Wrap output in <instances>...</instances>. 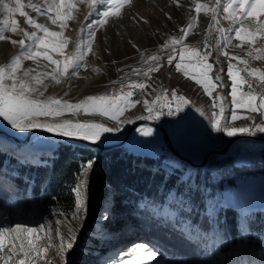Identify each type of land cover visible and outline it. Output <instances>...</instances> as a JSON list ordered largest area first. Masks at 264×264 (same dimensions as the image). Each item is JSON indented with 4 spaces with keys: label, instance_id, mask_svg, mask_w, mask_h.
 <instances>
[{
    "label": "rangeland",
    "instance_id": "374dc122",
    "mask_svg": "<svg viewBox=\"0 0 264 264\" xmlns=\"http://www.w3.org/2000/svg\"><path fill=\"white\" fill-rule=\"evenodd\" d=\"M5 2L11 7L16 6L14 0H5ZM26 2L27 0H25V3ZM133 2L134 0H132L131 5L124 4L121 7L119 10L121 14L119 18L110 14L109 23L96 31L92 49L86 54V63L88 67L81 68L77 76L65 74L61 77L60 83L58 84L50 79H46L44 82L49 86L44 94V97H41L40 99H45L47 97H62L64 100L67 97V101L77 103L86 96L119 97L125 95L129 91L128 85L130 81L143 80L146 85H151V87H146L143 92L138 89H132L133 92H135V90L137 92H135L134 96L130 99L132 101L139 99L140 103L136 104L135 107L127 109L122 115H120L119 119L121 121H125V119L130 118V116L135 112H146L144 110V100H148L151 104L157 95L164 94H168V98L170 99V94L175 91L177 96H183L189 101V103L184 106L183 111L175 116H168L165 114L160 116L159 119L152 120L157 121L165 129L170 131L177 120L182 119L188 123L191 120L190 118H192V111L196 113L202 119L203 130L201 133H198L187 127L186 133L192 136L197 141V144L201 146V153L200 155L198 154V156H192L191 158L187 154H183L178 150L183 156H188L187 158L196 163L201 162L206 152L223 147L230 138L223 133H218L212 130L209 121L212 119L213 112L216 113V118L221 120L223 119V116H228L230 126L234 127H251L254 122H260L264 119L262 110L260 114L255 111L252 112V110H250V112H248L249 110L239 112V110L234 109L230 104V99L228 100L225 94L226 78L228 81L230 80L227 76V66L229 62L234 66V71L242 72V74L246 73L248 75V72L253 69L264 71V59L257 60L253 58L255 55L264 54V40L261 39L259 33H256V40L251 42H249L247 36L248 32H255L258 22H253L251 18L245 20V31L241 32L242 39L233 38L231 44L226 49L229 56L227 58L220 56L219 64L216 67L223 68L224 71L217 72L213 69L211 78H214L215 75H220L222 79L219 83L224 85V87L223 89L221 87L215 88L212 92V97H210L204 92L203 87L197 85V83L194 84L192 79H189L186 75H184V68L190 62L188 60L189 54L196 51V48L205 47V41L209 45L208 50L212 51V55L208 60L210 63L216 60L215 42L218 38V33L215 32V25L213 28H209V25L213 24L211 14L209 13L206 15L205 8L203 7L200 9V12L197 13L196 5L192 2V0H178L179 6H177V2H174V0H141V3H139L138 7L134 9L130 18L125 19L121 23H116V21L124 18L123 15L125 10L131 9ZM197 2L211 7L214 0H197ZM72 3L74 5L72 13L76 19L67 21L69 27L64 29V36L72 38L63 48L65 56L74 51L75 40L77 37L79 36L83 39L87 36L89 31L88 27H84L82 29V26L86 23L85 17L89 15L90 11L87 3H80V0H72ZM37 6L45 5L37 4ZM23 10L36 18L38 22L48 24L50 31H61L59 21L57 24H51L46 17L37 16L36 13L31 12V9L25 7ZM169 17H171V19H169ZM9 19H15L21 27H25L28 31H34V29L24 24L25 18L24 16H21L19 12L9 14L3 6L0 5V21ZM91 19L95 20L98 19V17H92ZM192 19H195L196 24L195 27L189 30L188 24ZM260 19L264 20V16H261ZM77 21H79V23H77ZM145 21H147V23H145ZM220 26L224 28L239 27V25H232L229 21L224 20H221ZM90 27H94V24L90 25ZM181 28H185L190 33L181 42L184 46V61H180L181 44L175 42L184 35L180 32ZM6 35L17 40L24 38L22 35L17 36L10 31L7 32ZM48 39L50 44H59L63 37ZM166 41L168 42V48L162 49L161 46L164 45ZM26 43L30 42L26 41ZM133 45H136L140 52H143L145 56L156 54L158 56L159 63L163 65L159 71L148 74L151 76L150 80L142 73L140 75H131L132 67L141 66L140 54L137 51V48H134ZM9 47L12 49L11 52H9ZM221 47H223V45H221ZM173 49H175V51H173ZM257 49H259L260 52H257ZM41 51H44V49H41ZM19 52L20 48L18 45L13 47L8 40L0 41V65L10 63L13 57L18 55ZM248 52H252L253 56H249ZM49 54L56 59L64 58L62 56H57L53 52H49ZM169 55L174 56L172 65H168L167 63ZM232 56L240 57L248 61V63H240L238 60L231 59ZM195 58L197 57L195 56ZM177 62H180L182 66V69L179 72L175 68V64ZM193 62L195 63V61ZM47 63V61L41 60L40 68H38L37 71H44L45 69L43 66ZM23 65L25 68H36V65L31 60H24ZM189 67L190 66H188V68ZM92 69H99V72H94ZM126 73L128 75H126ZM20 75H22V71ZM89 75H92L94 78L91 84L92 87L85 88L76 98L73 95V92L87 81V76ZM114 81L117 83H113ZM255 83L264 87V82H260L255 79ZM153 89H155V91H153ZM65 93H67V95H65ZM261 94H264V92H260V95ZM217 96L223 98L222 100H217L216 103L217 105L220 103L223 104L225 109L224 114L219 113L218 106L213 107V97ZM178 102L179 101H173V107ZM201 112H203V115H201ZM233 113L239 117L235 121H231L230 119ZM145 115L147 116L148 113L146 112ZM90 116L95 118L96 123L102 122V124L106 126H113V124H115V122L107 116L100 115L99 113H85L84 111L76 112L75 114L72 111H66L62 117L56 118V122H61V120L63 121L65 119L85 122V120L90 118ZM51 120L52 117L40 116L37 118L38 122H49ZM0 129L5 130L8 134L15 136V138L19 140H24L27 133L35 128L20 132L18 129L11 128L7 122H4L2 118H0ZM137 129L146 128L141 125L133 130V132H138ZM149 129H152V135L147 136L153 143V150L151 153H145L144 151L140 152L123 146L120 148L135 152L141 156L156 157L161 154L164 157L162 161V167L164 169L168 171L172 168L181 170V172H183L182 179L184 181H188V177L191 176L190 183L191 185H194L195 173H193V171L196 169L190 168L187 164L177 162L173 155L166 150L161 134L151 127H149ZM254 136L264 137V133L257 132ZM1 139L11 145H4ZM58 142L63 141L43 135H34L28 144L20 145L0 137V149L8 154L11 152L12 154L10 155L23 161L44 163L45 159H41V157H38L39 155H32V153H40L42 152L41 150H45L49 147L53 149L52 151H54ZM13 145H15V147ZM240 145H243V147L239 149ZM21 155L29 158H21ZM259 162L264 163V143L248 140H240L236 142L225 156H210L206 167L202 170H210L215 184L219 188L221 185L223 189V192L221 189L215 192L213 200L211 201V204L214 205L213 207H215L216 201L227 200L231 205H234V207L240 208L242 213L245 215L251 212H263L264 172H253L245 178H237L231 182L226 179L222 180L219 177V174H217V170L219 168H226L232 164L243 165ZM83 179H87L88 181V197L86 201L87 219L82 221V227H80L76 233L74 247L66 253V264H78L75 260V258H77V253L88 257L85 263L82 264H112V261L117 258L118 253L120 254L121 259H132L130 252L131 248L138 242H145L135 237L136 229L132 224L125 222L121 217L108 211V208L112 204L111 193L109 191H101L97 193L92 189L90 169L87 170L86 175L83 174L82 171L78 182ZM5 181L6 180L4 179L1 180V184L8 185L5 188H7V190L9 188L12 205L9 209L0 211V226L9 227L14 226L16 222H21L35 227L41 223H48L50 228L42 230L41 233H33L31 235L23 234L19 238V242L23 243L27 249L29 247L28 240L32 239L36 245L41 247L42 253H40L41 255L39 257H43V262L39 264H65V255L60 253L58 244L54 242L51 246H49L46 239V237L50 235L54 238V241H56L55 221L58 218L56 212L49 210L43 211L38 201L30 198H23L20 190L13 185L10 186ZM25 200H27L28 205H25ZM106 209L109 219L103 220L102 216L106 214ZM164 213L169 215L172 220L174 219L175 214L172 211L167 210L164 211ZM59 219L64 221L61 225L65 229V234L62 233V236L67 238L69 235L68 229H76L77 222L72 219L71 215L62 216L59 217ZM209 223L213 227L212 218L209 219ZM181 224L185 229H187V231H184V234L188 238L198 241L202 245H206L209 253L208 259L205 260V258H203L200 261L198 260L188 263L178 257L168 256L159 251L157 248L151 246L153 249L161 253V255L155 260H146L145 264H157V261L159 264H264V251H260L258 248H255L253 251L249 249L251 259L247 256H243L247 253L241 248L229 247L226 252H220L218 248H216V245L218 246L219 243L220 245H225L222 240L217 239L218 237L215 238V242L213 243L209 236L210 233L201 231L197 225L187 226L186 222L182 220L179 223H175L174 226L181 230ZM88 225H90V229L86 231ZM60 229L62 228L60 227ZM85 234L90 240L97 242L94 249L90 250L85 247H79L78 244ZM39 236H43L45 238L38 239ZM6 243H8L7 240ZM30 256L34 258L38 257L31 252ZM0 264H2V262H0Z\"/></svg>",
    "mask_w": 264,
    "mask_h": 264
},
{
    "label": "snow or ice",
    "instance_id": "6c2138e0",
    "mask_svg": "<svg viewBox=\"0 0 264 264\" xmlns=\"http://www.w3.org/2000/svg\"><path fill=\"white\" fill-rule=\"evenodd\" d=\"M87 3L89 8V15L85 17L86 23L82 26L88 27L89 31L87 36L81 39L79 36L75 40V49L69 55L65 56L63 48L67 45L71 37L64 36V29L68 28L67 21L75 20L76 17L72 13L74 7L72 0H44L45 6H37L32 0H14L15 7L9 6L5 0H0V5L9 13L14 14L19 12L21 16H24V24L34 29V31H28L25 27H21L15 19H9L0 21V41L8 40L13 47L17 45L20 48L18 55L13 57L10 63L0 65V118L13 129H18L20 132H24L32 128H42L48 132H53L65 137H77L81 140L90 141L92 143L101 141L105 134H115L120 132L121 124H130L135 119H159L162 115L175 116L183 111L185 105L189 103L188 100L183 96H177L175 91L170 94L157 95L156 98L149 103L148 100H144V110L148 113L147 116H140L130 118L126 121L119 119L127 109L135 107L136 104L140 103L137 99L132 101L130 98L135 94L132 89H138L143 92L146 85L143 80L130 81L128 87L129 91L119 97H107V96H86L77 103H72L63 98L44 97L47 91L48 84H45L46 79H50L55 83H60V79L65 74L70 76H77L81 68H87L86 54L91 51L93 42L95 40L96 31L99 28L104 27L109 23L110 14L116 18L120 17L119 10L124 4L131 5L132 0H80V3ZM177 2L178 0H174ZM196 5V12L199 13L200 9L205 8V14H211V20L213 24L209 25V28H213L215 25V32L218 33V38L215 42L216 60L212 63L208 62L209 57L212 55V51L208 50L209 45L205 44V49H197L196 51L189 54V57L196 56L198 67L200 69L201 76L203 79H197L196 83L200 84L204 92L212 97V92L217 87L222 85L220 75H215L214 78L209 77V72L215 69L217 72H223V68H217L219 64L220 56L228 57L229 53L226 49L231 44L233 38L242 39L241 32L245 31L244 21L251 18L253 22H258L256 25L255 32H248L247 36L249 42L256 40V33H259L262 40H264V20L260 19L264 16V0H214L211 7L203 5L197 0H192ZM27 7L31 9L39 17H46L51 24H57L60 22L61 31H50L48 24L38 22L36 18L25 12L23 9ZM103 9V10H101ZM115 10V11H114ZM92 17H98V19L92 20ZM171 19V17H169ZM221 20L229 21L232 25H239L234 28H224L221 25ZM79 23V21H77ZM147 23V21H145ZM94 24V27L90 25ZM195 19L190 20L188 29L195 27ZM12 32L14 35H22L24 38L19 40L12 39L7 36V32ZM180 32L184 35L175 42L181 44L180 61L185 60L184 46L182 40L185 39L190 33L185 28H181ZM231 33V34H230ZM63 37L59 44L49 43L48 38ZM29 41L30 43H26ZM223 45V47H221ZM137 48L136 45H133ZM239 47V45H238ZM162 49L168 48V42L161 46ZM44 49V51H41ZM140 54L141 66L132 67L131 75L147 76L151 79L148 74L151 72L159 71L162 64L159 63L158 56L156 54L145 56L143 52L137 48ZM175 51V49H173ZM260 52L259 49L256 50ZM49 52L55 53L57 56L64 57L63 59L53 58ZM249 56H253L252 52H248ZM254 59H264V54H258L253 56ZM174 56L169 55L167 63L172 65ZM231 59L238 60L240 63L247 64L248 61L232 56ZM24 60H31L36 65V68L28 67L25 68L23 65ZM44 60L48 63L45 64L44 71H37L40 68V61ZM146 65V67H145ZM54 66V67H53ZM232 63H228L227 76L231 80V96L232 103H239L244 106L245 103L252 111H257L259 108H264V94L259 96L260 104L257 107L255 102L257 95L255 94V88L251 80L244 79L240 76L239 71L233 70ZM176 70L179 72L182 69L181 63L175 64ZM94 72H99V69H92ZM22 71V75H20ZM120 71V70H118ZM187 67L184 68L185 75H187ZM126 75H128L126 73ZM248 76L254 79L264 82V71L259 69H253L248 72ZM10 81V83H9ZM113 83H117L114 81ZM247 85L248 91L241 94V99L237 101L236 95L237 90ZM155 91V89H153ZM67 95V93H65ZM222 97H213V107H219L220 113L224 114L225 109L223 104L217 105V100H222ZM179 101L173 107L172 102ZM166 109V112H165ZM66 111L76 112L84 111L85 113H99L100 115L107 116L109 119L115 122V126H106L102 123L96 122H80L65 119L61 122H56L57 117H62ZM199 111V110H198ZM203 115V112H201ZM40 116L52 117L49 122H38L37 118ZM234 113L231 115V121L237 120ZM213 131L223 133L229 137L236 136L237 134H246L248 136H254L257 132L264 133V119L260 122H254L251 127H233L230 126V120L228 116H223V119H217L216 113H212V119L209 121ZM142 136L152 135V129H137ZM93 161H89L83 166V174H87V170L91 169ZM191 181V176L188 177V182ZM75 193V207L71 211L72 219L77 222V228L68 229V237L65 238L61 235L60 225L64 223L59 217L65 216L66 211H60L54 209L58 218L55 221L56 224V235L59 237L58 249L61 254L65 255L66 264V253L70 251L76 241V233L79 228L82 227V221L87 219V206L86 201L88 197V181L87 179L80 180L77 186L73 189ZM231 204L227 200H221L215 202L213 211L217 208L230 207ZM106 214L102 216L103 220L109 219ZM208 209H206L207 214ZM50 228L48 223H41L35 227L26 225L21 222H16L14 226L3 227L0 226V262L2 264H9L14 258L18 256L24 257L23 259L17 260V264H25L26 260H31L30 252L36 256H40L41 247L36 245L32 239L28 240L29 247L26 249L23 243L19 242V238L23 234L41 233L42 230ZM181 231H187L181 224ZM14 234V235H13ZM45 237L39 236L38 239H44ZM47 243L51 246L54 242L52 236H47ZM6 240L8 243H6ZM132 259H121L120 254H117V258L112 261V264H145L146 260H155L161 255L158 251L153 249L150 245L143 242L136 243L130 250ZM43 258V257H41ZM157 264L159 262L157 261Z\"/></svg>",
    "mask_w": 264,
    "mask_h": 264
},
{
    "label": "trees",
    "instance_id": "16d2710c",
    "mask_svg": "<svg viewBox=\"0 0 264 264\" xmlns=\"http://www.w3.org/2000/svg\"><path fill=\"white\" fill-rule=\"evenodd\" d=\"M44 159V163L27 162L0 149V179H7L20 190L23 198L28 195L38 201L43 211L58 209L70 216L75 207L73 189L83 166L93 161L91 186L97 193H111L112 204L108 211L132 224L136 229L135 237L162 253L188 263L208 259L206 245L192 241L174 226L182 220L187 226L197 225L203 232L214 231L220 240L234 246L264 251V211L245 215L234 205L213 211L214 194L223 189L215 184L210 170H194L195 185H191L182 179L181 170L172 168L168 171L162 167L164 157L161 154L141 156L122 148L101 151L63 142H58L55 150ZM257 171L264 172L263 162L232 164L219 168L217 174L222 180L231 182ZM11 205L9 190L0 183V211ZM167 210L175 214L173 220L164 213ZM213 214L212 227L209 219ZM242 225L248 230L246 236L242 233ZM78 245L91 250L97 242L85 234ZM218 249L226 252L227 247L219 245ZM87 258L77 253L75 260L82 264Z\"/></svg>",
    "mask_w": 264,
    "mask_h": 264
},
{
    "label": "bare ground",
    "instance_id": "6f19581e",
    "mask_svg": "<svg viewBox=\"0 0 264 264\" xmlns=\"http://www.w3.org/2000/svg\"><path fill=\"white\" fill-rule=\"evenodd\" d=\"M32 2L35 3V4H43L44 5V0H32ZM139 3H141V0H134L132 8L131 9H126L125 13L123 15L124 18H122V20L116 21V23H119V22L121 23L125 19L130 18L132 16V13L134 12V9H136V7H138ZM8 49H9V52L12 51V49L10 47ZM243 75L247 76L251 80L254 79L253 77L248 76L246 73H243ZM93 79L94 78H93L92 75L87 76V81L84 84H82L76 91H74L73 95L77 98L79 96V94L81 92H83V90L85 88L92 87L91 84H92ZM254 82H255V79H254ZM66 99H68V98L66 97ZM66 99H64V100H66ZM145 113L135 112L133 115L130 116V118L146 116ZM219 113H220V110H219ZM66 118H68V117H66ZM130 118H128V119H130ZM128 119H125V121L128 120ZM190 119L191 120L188 123H186L182 119H179V120H177L175 122L173 128L170 131L168 129H166V131H167V133L169 135V138H170V141H171L172 145L177 150H179L181 153L187 154L188 156H190L192 158V156H196V155L198 156V154L200 155V153H201V148L200 147L201 146L197 144V141L192 136H190V135H188L186 133V129H187V127H189L190 129L194 130L195 132L201 133L202 130H203L202 129L203 128V123H202V119L196 113H194L193 111H192V118H190ZM217 119H219V118H217ZM137 120H144V119H135L134 122H136ZM85 122H95V118L90 116V118L86 119ZM100 123H102V122H100ZM133 123L121 124L120 128L122 130L120 132L115 133V134H105V136L101 139V141H98L96 143L102 144V145H108V144H111V143L120 142L127 135L126 131L130 127V125H132ZM113 126H115V124H113ZM143 126H145L146 129H149V126H146V125H143ZM74 138H77V137H74ZM128 138L129 139H127L124 142L123 147L129 148V149H134V150L140 151V152L144 151L145 153H151L152 152L153 143L147 136H142L140 134V132H132V133L128 134ZM1 140L4 143V145H11L10 143L6 142L5 140H3V139H1ZM242 147H243V145H240L239 149L242 148ZM52 150L53 149L49 147V148H47L45 150H41L42 152H40V153L33 152L32 155H40L41 153L42 154L43 153H49ZM22 157H26V156H22ZM60 227L62 228V229H60L61 235L65 234V231H64L65 229L63 228V226L60 225ZM58 241H59V237H57V235H56V243L57 244H58ZM23 258L24 257H22V256H18L16 258H14L13 261H10L9 264H17V260L23 259ZM41 262H43V260H42L41 257L38 256V257H35V258L32 257L31 260H26L25 264H39Z\"/></svg>",
    "mask_w": 264,
    "mask_h": 264
},
{
    "label": "water",
    "instance_id": "95a60500",
    "mask_svg": "<svg viewBox=\"0 0 264 264\" xmlns=\"http://www.w3.org/2000/svg\"><path fill=\"white\" fill-rule=\"evenodd\" d=\"M141 125H146L149 126L155 130H157L162 137L164 146L166 148V150L168 152H170L173 157L176 159L177 162H180L182 164H187L190 168H194V169H203L206 167L207 165V161L209 159L210 156L212 155H218V156H225L229 149L238 141L240 140H248V141H254V142H259V143H264V137H257V136H248V135H240L237 134L236 136H232L230 137L227 142L225 143V145L223 147H221L220 149H212L208 152H206L201 160L200 163H196L194 161H192L191 159L183 156L181 153H179V151L172 145L169 135L166 131V129L159 124L157 121H154L152 119H144V120H137L136 122H134L132 125H130V127L128 128L127 135L118 143H112V144H108V145H102V144H98V143H92L90 141H85V140H81L79 138H74V137H65L59 134H55V133H51L48 132L46 130L43 129H39V128H35L30 130L26 137L24 138V140H19L17 138H15V136L8 134L5 130L0 129V137L6 139V140H10L13 141L16 144H28L31 141V138L34 135H43V136H47L59 141H63L66 143H75V144H79L82 145L84 147L90 148V149H94V150H101V151H109L115 148H120L124 145V142L128 139V134L132 133L133 130H135L138 126ZM15 147V145H13Z\"/></svg>",
    "mask_w": 264,
    "mask_h": 264
},
{
    "label": "crops",
    "instance_id": "0c3cea01",
    "mask_svg": "<svg viewBox=\"0 0 264 264\" xmlns=\"http://www.w3.org/2000/svg\"><path fill=\"white\" fill-rule=\"evenodd\" d=\"M188 60L190 62H189V64L186 65V67L187 68H188V66H190V67L188 68V71H187L188 74L186 76H187V78L192 79L193 82H194V84H195L197 79H203V77L201 76L200 69L198 67V62L196 61L195 56L189 57ZM193 61H195V63ZM208 62L210 63L209 60H208ZM212 72H213L212 70L209 72V77H211V75H212L211 73ZM227 81L228 80L226 78V81H225V84H226L225 94H226L228 100L230 99V104L233 106L234 109L239 110V112H241V111H248V110H249L248 112H250L251 109L247 106L246 103H245L244 106H241L239 103H237V104H233L232 103V96L230 94L231 93V80H229L228 83H227ZM197 85L201 86L200 84H197ZM223 87H224V85L221 86L222 89H223ZM241 94L242 93H238L237 92V95H236L237 101H239L241 99ZM259 104H260V101L259 100H256L255 105H258L259 106ZM261 110H262V114L264 115V108H259L258 107V110L255 111V112L260 113ZM252 112H254V111H252Z\"/></svg>",
    "mask_w": 264,
    "mask_h": 264
},
{
    "label": "built area",
    "instance_id": "2783aa9c",
    "mask_svg": "<svg viewBox=\"0 0 264 264\" xmlns=\"http://www.w3.org/2000/svg\"><path fill=\"white\" fill-rule=\"evenodd\" d=\"M206 43H207V42L205 41V44H206ZM197 49H201V50H203V49H205V47L196 48V50H197ZM195 59H196V61H197V58H195ZM240 76L243 77L244 79L251 80V79L248 78L247 76L243 75L242 72H240ZM251 81H252L253 86H254V88H255V90H256V91H255V94L257 95V100H259L260 92H264V87H261L260 84L255 83L254 80H251ZM247 91H248L247 85H244L242 88H239V89L237 90L238 93H246ZM135 92H137V91L135 90ZM135 92H134V93H135ZM133 96H134V95H133Z\"/></svg>",
    "mask_w": 264,
    "mask_h": 264
}]
</instances>
